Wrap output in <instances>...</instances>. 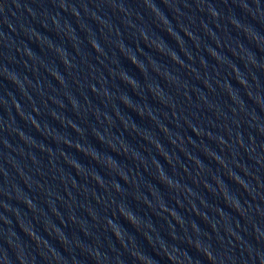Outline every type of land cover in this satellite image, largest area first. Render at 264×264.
I'll list each match as a JSON object with an SVG mask.
<instances>
[{
    "label": "water",
    "instance_id": "1",
    "mask_svg": "<svg viewBox=\"0 0 264 264\" xmlns=\"http://www.w3.org/2000/svg\"><path fill=\"white\" fill-rule=\"evenodd\" d=\"M0 264H264V0H0Z\"/></svg>",
    "mask_w": 264,
    "mask_h": 264
},
{
    "label": "clouds",
    "instance_id": "2",
    "mask_svg": "<svg viewBox=\"0 0 264 264\" xmlns=\"http://www.w3.org/2000/svg\"><path fill=\"white\" fill-rule=\"evenodd\" d=\"M132 63H134L135 64V61H132ZM126 219V218H125ZM117 235V234H116ZM118 236V235H117Z\"/></svg>",
    "mask_w": 264,
    "mask_h": 264
}]
</instances>
